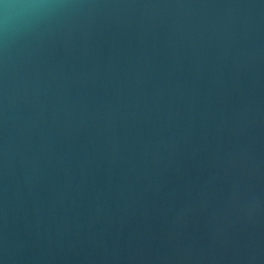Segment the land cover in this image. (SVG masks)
<instances>
[{
  "label": "water",
  "instance_id": "obj_1",
  "mask_svg": "<svg viewBox=\"0 0 264 264\" xmlns=\"http://www.w3.org/2000/svg\"><path fill=\"white\" fill-rule=\"evenodd\" d=\"M0 264H264V0H0Z\"/></svg>",
  "mask_w": 264,
  "mask_h": 264
}]
</instances>
